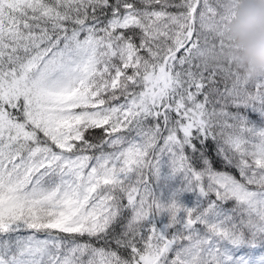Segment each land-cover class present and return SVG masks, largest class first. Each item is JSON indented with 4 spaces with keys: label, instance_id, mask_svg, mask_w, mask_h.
<instances>
[{
    "label": "snow or ice",
    "instance_id": "1",
    "mask_svg": "<svg viewBox=\"0 0 264 264\" xmlns=\"http://www.w3.org/2000/svg\"><path fill=\"white\" fill-rule=\"evenodd\" d=\"M231 19L227 0H0V264H249L264 77L225 54Z\"/></svg>",
    "mask_w": 264,
    "mask_h": 264
},
{
    "label": "clouds",
    "instance_id": "2",
    "mask_svg": "<svg viewBox=\"0 0 264 264\" xmlns=\"http://www.w3.org/2000/svg\"><path fill=\"white\" fill-rule=\"evenodd\" d=\"M225 54L243 76L264 77V0H227Z\"/></svg>",
    "mask_w": 264,
    "mask_h": 264
},
{
    "label": "rangeland",
    "instance_id": "3",
    "mask_svg": "<svg viewBox=\"0 0 264 264\" xmlns=\"http://www.w3.org/2000/svg\"><path fill=\"white\" fill-rule=\"evenodd\" d=\"M180 183V178H177L176 181L174 182V185H178ZM184 201L189 203L191 205V202L194 201L195 196L194 194H185L183 197ZM254 252L252 255H249L245 257V259L249 262V264H264V247H261L260 245H255ZM244 254H240L238 258L243 257Z\"/></svg>",
    "mask_w": 264,
    "mask_h": 264
},
{
    "label": "trees",
    "instance_id": "4",
    "mask_svg": "<svg viewBox=\"0 0 264 264\" xmlns=\"http://www.w3.org/2000/svg\"><path fill=\"white\" fill-rule=\"evenodd\" d=\"M209 147H210V154H214L211 152L212 145H210ZM256 243L260 244L261 247H264V239H259L257 240ZM254 250L255 248L245 245V246H241L238 250H236L234 255L235 257H238L240 254H244V257H246L248 255H252Z\"/></svg>",
    "mask_w": 264,
    "mask_h": 264
}]
</instances>
